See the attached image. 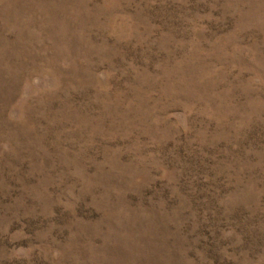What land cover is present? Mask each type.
Wrapping results in <instances>:
<instances>
[{
  "label": "rangeland",
  "instance_id": "1",
  "mask_svg": "<svg viewBox=\"0 0 264 264\" xmlns=\"http://www.w3.org/2000/svg\"><path fill=\"white\" fill-rule=\"evenodd\" d=\"M0 264H264V0H0Z\"/></svg>",
  "mask_w": 264,
  "mask_h": 264
}]
</instances>
